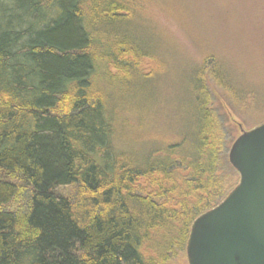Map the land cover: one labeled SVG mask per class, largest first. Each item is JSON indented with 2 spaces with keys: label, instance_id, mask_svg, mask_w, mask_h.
I'll use <instances>...</instances> for the list:
<instances>
[{
  "label": "trees",
  "instance_id": "16d2710c",
  "mask_svg": "<svg viewBox=\"0 0 264 264\" xmlns=\"http://www.w3.org/2000/svg\"><path fill=\"white\" fill-rule=\"evenodd\" d=\"M194 12V0H0V264L187 254L195 218L237 184L208 80L264 107L262 76L218 51L174 66L165 20L190 35Z\"/></svg>",
  "mask_w": 264,
  "mask_h": 264
},
{
  "label": "rangeland",
  "instance_id": "374dc122",
  "mask_svg": "<svg viewBox=\"0 0 264 264\" xmlns=\"http://www.w3.org/2000/svg\"><path fill=\"white\" fill-rule=\"evenodd\" d=\"M151 6L150 16L156 22L158 6ZM194 11L196 18L187 26L190 35L183 34V29L165 20L166 28L173 33L175 29L179 37V43L174 39L177 47L174 48V66L179 69L191 67L190 56H197V49L201 51L207 47L225 55L233 71H257L262 76L258 93L264 98V74H261L264 71V0H194ZM208 85L216 108L220 109L222 116L228 117L225 123L231 139L229 153L242 128L250 129L264 119V107L246 111L242 106L225 100L227 96L222 88L210 79ZM238 181L239 174L235 173L233 182ZM62 191L70 195L71 188ZM16 206H19L18 202L13 204ZM168 264H189L186 252H178Z\"/></svg>",
  "mask_w": 264,
  "mask_h": 264
},
{
  "label": "water",
  "instance_id": "95a60500",
  "mask_svg": "<svg viewBox=\"0 0 264 264\" xmlns=\"http://www.w3.org/2000/svg\"><path fill=\"white\" fill-rule=\"evenodd\" d=\"M228 157L239 181L193 221L189 264H264V121L242 128Z\"/></svg>",
  "mask_w": 264,
  "mask_h": 264
}]
</instances>
